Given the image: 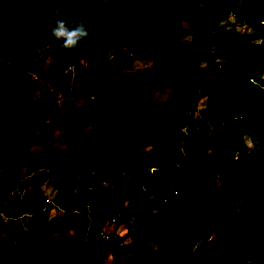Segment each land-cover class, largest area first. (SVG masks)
Listing matches in <instances>:
<instances>
[{"label":"trees","instance_id":"1","mask_svg":"<svg viewBox=\"0 0 264 264\" xmlns=\"http://www.w3.org/2000/svg\"><path fill=\"white\" fill-rule=\"evenodd\" d=\"M0 1L17 12L44 15L22 33L15 21H0V45L18 49L22 57L39 47L47 48L51 71L90 58L81 82L86 95L94 82L98 87L110 84L108 76L119 67L118 56L114 61L106 58L111 41L130 49L141 35L160 40L182 30L173 7L166 6L173 0H160L156 7L148 5L154 0H123L131 15L142 17V21L121 33L118 27L106 30L111 20L93 15L87 20L89 38L67 51L58 48L61 42L50 34L56 19L79 20L78 11L93 9L99 0ZM206 5V17L185 28L186 32L193 30L191 38L165 52L159 64V82L170 81L177 86L168 90L158 105L150 99L132 105L136 91L141 93L143 86L112 78L108 112L124 111L132 105L131 118L144 128L140 143L150 146L147 150L135 147L124 153L110 149L107 138L91 143L92 135L82 128L78 146L86 151L76 157L61 150L44 120V101L30 93V76L10 65L0 67V89L9 90L15 97L17 113V125L5 127V138L18 143L20 152L34 163H40L35 175L53 180L55 203L74 209L81 202L87 205L89 216L87 220L81 214L77 221L72 220L71 213L49 218V210L40 211L37 204L29 208L25 197L18 200L11 193L22 184L15 174L17 165L8 161L7 167H0V208L13 215L8 225L0 219V264H122L126 256L134 259L133 264H264V0H206ZM116 7L111 0V13ZM228 14L232 21L256 31L257 42L229 30ZM99 33L102 40H98ZM210 47L217 52L226 48L223 51L228 62L214 63L208 56ZM223 64L242 66L238 67L239 85L232 78L223 81L213 72L216 65L223 68ZM201 91L205 93L201 117L187 119L194 113ZM25 123L40 133L46 151L30 149L28 140L18 135ZM109 132L104 129L101 135L107 137ZM181 141L186 143L185 151L178 146ZM160 154L166 157L167 165L149 172ZM32 169L30 166L27 171ZM111 176L116 180L111 194H107L101 182ZM73 185L77 188L72 190ZM162 185L166 187L163 192L150 197ZM130 195L133 201L125 203L128 212L119 217L130 219L128 241L117 237L108 247L99 245L96 236L105 216ZM150 209L153 213L149 215ZM25 213L39 225L37 228L23 231L13 222L14 216ZM145 235L156 249L140 257ZM122 240L125 247L118 245ZM54 243H60L70 254L50 257L42 252Z\"/></svg>","mask_w":264,"mask_h":264},{"label":"rangeland","instance_id":"2","mask_svg":"<svg viewBox=\"0 0 264 264\" xmlns=\"http://www.w3.org/2000/svg\"><path fill=\"white\" fill-rule=\"evenodd\" d=\"M92 0H90L91 2ZM160 0H154L152 4H148L151 7L160 5ZM111 0H99L95 1L93 9L79 10V19L83 18L87 24L88 18L96 15L98 19L103 17L111 20V25H106V30L109 28H119V32H128L129 28L134 26L136 22L142 21V17H134L131 15L130 10L123 4V0H115L116 10L111 13L109 8ZM168 7H173L174 14L181 22L182 30L177 31L173 36H164L160 40L148 36H140L135 46L132 45L130 49L125 47H118L116 41H111L109 50L106 54V58L114 61V57L118 56L119 67L110 73L107 78L108 85L96 86V82L91 85V91L88 95L85 94L82 88V73L85 65L91 64L90 58H83L73 62V68L68 71H51L48 69L50 63V57L48 50L45 47L37 48L33 53L27 57H22L18 49L4 48L0 45V67L3 65H10L12 69L17 70L23 74H27L33 81V87L30 91L31 95L44 101L45 115L44 120L47 123L49 129L52 132L53 142L61 150H67L68 153H74L76 157H80L86 150L79 147L80 135L82 132L80 129L90 133L92 137L89 139L91 143L99 139L107 138L110 149H121L124 153H129L135 147L142 149H149L150 146H144L141 140L142 134L145 131L140 125L138 126L132 120L131 109L132 105H138L139 102L150 99L158 105L163 98L167 96V91L177 86L176 83L167 81L160 83L159 79L162 73V69L159 64L163 61L165 52L177 49L182 41H187L193 34L186 32L187 28H190L194 20H200V18L206 17V0H173ZM91 8V6H90ZM5 20L14 19L19 25V32L22 33L27 27L35 24L36 22L43 20V14H37L35 12L27 13H12L1 10ZM150 15V13H147ZM173 15V14H172ZM136 16V15H135ZM174 16V15H173ZM228 20L230 24L227 28L231 30L235 35L246 34L251 41L257 42L256 31L250 29L245 24L236 23L233 20V16L228 14ZM222 22L223 18L220 19ZM152 27V26H150ZM186 28V29H185ZM103 32V31H102ZM108 33L110 31H107ZM154 32V31H153ZM163 35H166L163 33ZM98 40H102V33H99ZM136 47V48H134ZM226 48H223L225 50ZM217 52L214 47L209 48L208 56L213 57V62H228V55L224 51ZM223 54V57L221 56ZM94 58V57H93ZM92 58V59H93ZM207 60V58H205ZM204 60V61H205ZM211 59H208L210 61ZM203 61V62H204ZM207 61V62H208ZM241 64V62H239ZM214 66V65H213ZM242 66L233 65L228 67L223 64L222 66H215L213 72H217L221 80L232 78L234 84L239 85L237 74L240 73ZM251 74V80L255 82V77ZM112 78L116 81H122L128 84L131 81L135 82V86H143L140 93L136 91L132 105L125 107L124 111L112 110L108 112L109 104L112 102V93L109 86H111ZM60 82V83H58ZM196 101V109L191 116H187V119L196 120L200 119L205 105V93L198 92ZM16 99L9 90L0 89V167H7V162H14L17 167V174L20 176V183L22 187L20 190H13L11 193L15 194L20 200L25 197V201L30 204L41 205L45 200H54L57 194V189L53 186V180L46 177L41 180L40 177L35 175L41 168L40 163L33 162L30 158L23 155L19 150V144L11 142L4 136L5 127L15 128L17 125V113L15 111ZM77 116L76 121L74 117ZM109 130L107 137H103L101 133L103 130ZM20 137H24L29 142L30 149H38L40 151H46L45 146L42 145L40 140V133L30 124L25 123L20 127L18 131ZM106 139V140H107ZM93 141V142H92ZM140 143V144H139ZM185 141L179 143V147L185 151ZM197 157H193L194 159ZM230 160H233L231 158ZM167 165V159L163 155H159L149 168V172H155ZM32 166V171L28 172V167ZM28 180V181H27ZM116 180V176H111L109 180H104L101 185L107 194L112 192V182ZM141 186V185H140ZM77 185L72 186V190L76 189ZM166 188L156 187L151 193L150 197L154 194L163 192ZM133 196L130 195L125 201L118 204L116 208V221L114 224H109L106 231H113L118 236L122 237L126 242L127 229L130 227V219H119L122 214H127L125 203L132 202ZM79 205H82L79 202ZM35 206V205H34ZM9 207V204L7 205ZM153 211L150 209L149 215ZM12 212L7 213V209L0 208V219H2L7 225L12 221ZM15 216L16 213H14ZM13 222L18 225L23 231L28 229L37 228L39 225L31 219V216L26 214L20 215ZM54 213L49 210L48 217L53 218ZM117 219L119 221L117 222ZM58 235H54L56 239ZM101 245H104L102 243ZM107 247L109 246L106 243ZM142 249L138 254L140 257L148 255L156 246L148 239V235L143 237ZM43 253H46L50 257L54 256H67L70 254L67 248H64L60 243H54L46 248L42 249ZM134 259L130 256H126L122 264H133Z\"/></svg>","mask_w":264,"mask_h":264},{"label":"clouds","instance_id":"3","mask_svg":"<svg viewBox=\"0 0 264 264\" xmlns=\"http://www.w3.org/2000/svg\"><path fill=\"white\" fill-rule=\"evenodd\" d=\"M2 9L3 10L5 9L6 10L5 12H8V13L9 12H12V13L17 12V11L15 12L10 7H8L4 2L0 1V21L5 22V23H10L12 21L16 22V20H14V19L5 20L3 13L1 11ZM17 13H22V12H17ZM24 13H27V12H24ZM54 14L58 15L59 13L55 12V10H54ZM50 34L55 40L61 42L60 44H58V48H60L62 50H67V51H71V50L77 48L80 45V43L86 41L90 36V32H89V29L87 27L85 20L83 18L77 20L76 17H72L68 21H65L63 19H56L55 24L52 27ZM69 66H72V68H73L74 65L71 64ZM69 66H67L65 69H63V71H68L69 69H67V68ZM49 201H53V200H49ZM45 202H43L41 205H39L37 207L40 211H46V210L51 209V207H47L46 210L40 209L42 206H44ZM30 207H32V206H30ZM26 214L30 215L29 213H25L23 215L25 216ZM53 217H55V215ZM104 245H106V244H104Z\"/></svg>","mask_w":264,"mask_h":264},{"label":"built area","instance_id":"4","mask_svg":"<svg viewBox=\"0 0 264 264\" xmlns=\"http://www.w3.org/2000/svg\"><path fill=\"white\" fill-rule=\"evenodd\" d=\"M189 33L193 34V30L190 29L189 30ZM72 66H69L67 69H71ZM47 207H51L53 213L55 216H63L64 214H68V213H71L72 214V220L73 221H77V219L79 218V215L81 214H84L87 218V220H89V216H88V208H87V205H77L76 208L74 209H70L67 205H64V204H58V203H55L53 201H46L44 206H42L40 209L41 210H46ZM116 209H113L110 211L109 214H107L105 216V219L103 221V225H102V228L101 230L98 232L97 236H96V239L98 241V243L101 245L102 243L106 244L108 243L112 238H117V237H120L118 236L115 232H113L112 230L111 231H106V227L109 225V224H114L115 221H116ZM126 212H128L126 210ZM131 230V227H129L127 229V232L129 233V231ZM127 233V234H128ZM118 245L119 246H122V247H125L126 246V243L124 240L122 241H119L118 242Z\"/></svg>","mask_w":264,"mask_h":264},{"label":"crops","instance_id":"5","mask_svg":"<svg viewBox=\"0 0 264 264\" xmlns=\"http://www.w3.org/2000/svg\"><path fill=\"white\" fill-rule=\"evenodd\" d=\"M18 190H20V189H18ZM45 201H48V200H45ZM45 201H44V202H45ZM106 228H107V227H106Z\"/></svg>","mask_w":264,"mask_h":264}]
</instances>
